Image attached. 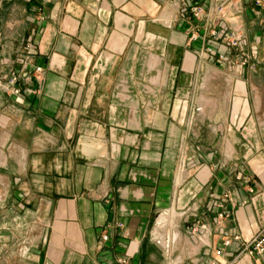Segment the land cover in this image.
<instances>
[{"label": "crops", "instance_id": "obj_1", "mask_svg": "<svg viewBox=\"0 0 264 264\" xmlns=\"http://www.w3.org/2000/svg\"><path fill=\"white\" fill-rule=\"evenodd\" d=\"M13 75L0 264H264V0H0Z\"/></svg>", "mask_w": 264, "mask_h": 264}, {"label": "built area", "instance_id": "obj_2", "mask_svg": "<svg viewBox=\"0 0 264 264\" xmlns=\"http://www.w3.org/2000/svg\"><path fill=\"white\" fill-rule=\"evenodd\" d=\"M256 4L260 3V0H254ZM189 9L194 17H198L201 13V7L199 6H189ZM212 36H216L218 39L219 38H224L226 42V46L232 49L237 50L238 52L242 53V62L241 64L244 65L247 61V57L244 56L243 54V49H242V40L239 36L233 35L232 33H228L226 30H219V31H213ZM212 46H207L206 51L207 53H212L213 52ZM220 57L223 59L224 56L220 55ZM40 70L39 67L36 68V71ZM16 81V76L13 75L11 76L7 83L5 84H0V87L6 91H11L14 94L19 93V89L14 87V83ZM224 198H227V195H223ZM218 207H222V203L219 202ZM219 217H226L228 214L226 212H221L218 215ZM107 236H103V239H106ZM230 240L229 239H224L222 241L223 246L229 245ZM243 252L252 257V256H261L264 254V226L260 228L256 233H254L245 243ZM216 255L221 254V250H216ZM131 263V256L128 254H125L117 259V264H130Z\"/></svg>", "mask_w": 264, "mask_h": 264}, {"label": "bare ground", "instance_id": "obj_3", "mask_svg": "<svg viewBox=\"0 0 264 264\" xmlns=\"http://www.w3.org/2000/svg\"><path fill=\"white\" fill-rule=\"evenodd\" d=\"M169 217H170V213L169 214H161L158 218V224L160 226H165L168 222ZM157 227H159V226H157Z\"/></svg>", "mask_w": 264, "mask_h": 264}, {"label": "rangeland", "instance_id": "obj_4", "mask_svg": "<svg viewBox=\"0 0 264 264\" xmlns=\"http://www.w3.org/2000/svg\"><path fill=\"white\" fill-rule=\"evenodd\" d=\"M218 9L220 10L221 8L219 7ZM212 30L217 31V29L214 28V27L212 28ZM219 30H226V29H225L224 27H220V28L218 29V31H219ZM219 39H220L221 42H223V43L225 42L224 38H219ZM238 53H239V52H238ZM258 77H259V76H257V75L255 76L256 79H257ZM173 221H175V219H174Z\"/></svg>", "mask_w": 264, "mask_h": 264}]
</instances>
